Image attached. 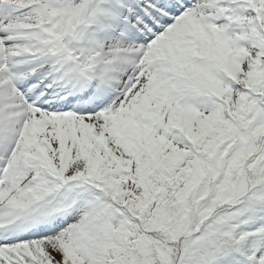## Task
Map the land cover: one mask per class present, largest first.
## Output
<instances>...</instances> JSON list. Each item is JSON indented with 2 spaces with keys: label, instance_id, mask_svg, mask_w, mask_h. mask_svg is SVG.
Instances as JSON below:
<instances>
[{
  "label": "snow or ice",
  "instance_id": "snow-or-ice-1",
  "mask_svg": "<svg viewBox=\"0 0 264 264\" xmlns=\"http://www.w3.org/2000/svg\"><path fill=\"white\" fill-rule=\"evenodd\" d=\"M0 264H264V0H0Z\"/></svg>",
  "mask_w": 264,
  "mask_h": 264
}]
</instances>
